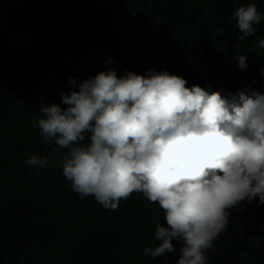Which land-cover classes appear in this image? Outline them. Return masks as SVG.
Wrapping results in <instances>:
<instances>
[{"label":"trees","instance_id":"16d2710c","mask_svg":"<svg viewBox=\"0 0 264 264\" xmlns=\"http://www.w3.org/2000/svg\"><path fill=\"white\" fill-rule=\"evenodd\" d=\"M249 3L264 16V0H0V264H175L176 241L173 253H143L159 245L157 222L167 227L159 205L138 192L116 210L81 198L62 173L67 150L46 143L33 117L42 104L66 107L70 78L109 68L167 70L229 99L264 93V20L241 40L234 16ZM33 155L48 164L29 166ZM243 207L228 210L208 264H264V205Z\"/></svg>","mask_w":264,"mask_h":264},{"label":"clouds","instance_id":"9594fccd","mask_svg":"<svg viewBox=\"0 0 264 264\" xmlns=\"http://www.w3.org/2000/svg\"><path fill=\"white\" fill-rule=\"evenodd\" d=\"M234 16L241 40L264 20L253 3ZM257 46L264 48V39ZM235 59L246 70L247 55ZM187 83L167 70L118 76L109 68L82 82L70 78L71 90L60 93L66 107L42 104L43 118L33 119L46 143L67 150L62 173L81 198L116 210L138 192L159 205L167 227L157 222L159 245L144 255L173 253L176 241L175 264H208L207 251L227 230L228 210L243 212V202L257 198L264 205V93L249 89L229 99L211 85ZM26 163L39 170L48 157Z\"/></svg>","mask_w":264,"mask_h":264}]
</instances>
